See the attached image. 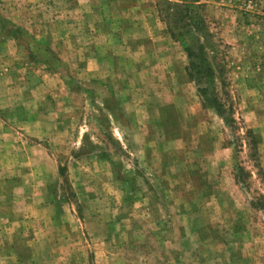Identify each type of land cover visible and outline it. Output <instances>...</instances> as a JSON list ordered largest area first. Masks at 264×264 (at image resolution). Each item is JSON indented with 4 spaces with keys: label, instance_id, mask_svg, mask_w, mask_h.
Returning a JSON list of instances; mask_svg holds the SVG:
<instances>
[{
    "label": "rangeland",
    "instance_id": "obj_1",
    "mask_svg": "<svg viewBox=\"0 0 264 264\" xmlns=\"http://www.w3.org/2000/svg\"><path fill=\"white\" fill-rule=\"evenodd\" d=\"M0 264H264V0H0Z\"/></svg>",
    "mask_w": 264,
    "mask_h": 264
},
{
    "label": "trees",
    "instance_id": "obj_2",
    "mask_svg": "<svg viewBox=\"0 0 264 264\" xmlns=\"http://www.w3.org/2000/svg\"><path fill=\"white\" fill-rule=\"evenodd\" d=\"M164 3V2H163ZM196 53L187 46L186 52L187 57L190 60L188 67L186 68L187 75L190 79H193L196 83L197 90L199 95L202 98V101L210 105L218 114L224 111L223 104L215 93L208 95L207 88L203 86L206 82V79H211L213 72L211 67L206 63L204 55L202 54V48L197 47L195 49ZM229 125L233 127L234 120H228ZM245 139L249 140L248 149L252 152L255 150V138L251 135V132L246 130L244 133ZM253 155V152H252Z\"/></svg>",
    "mask_w": 264,
    "mask_h": 264
}]
</instances>
